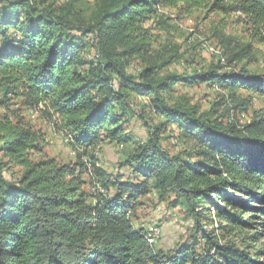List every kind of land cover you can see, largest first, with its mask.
Listing matches in <instances>:
<instances>
[{
    "label": "trees",
    "instance_id": "1",
    "mask_svg": "<svg viewBox=\"0 0 264 264\" xmlns=\"http://www.w3.org/2000/svg\"><path fill=\"white\" fill-rule=\"evenodd\" d=\"M179 5L189 12H240L264 45V0H100L89 22L74 21L73 2L0 0V110L6 111L0 113V264H264L262 250L219 245L213 231L201 232L202 253L187 246L157 250L132 222L138 200L154 189L161 199L174 193L197 228L214 198L225 203L216 210L222 222L252 229L259 218L253 214L264 216V113L246 124L223 120L250 105L239 91L264 98V71L237 70L255 62L252 45L221 35L225 64L192 76H161L170 59L152 56V27L165 23L161 8ZM134 62L142 65L136 75L129 72ZM179 85L217 86L228 94L218 104L225 111L213 118L215 111L201 114L186 98L169 100ZM132 95L148 98L166 123L152 126L151 138L121 165L131 170L126 180L90 159L102 188L87 195L81 180L90 174L87 150L105 141L132 142L124 128ZM13 100L58 117L82 153L77 164L33 160L42 153L43 136L10 118ZM172 125L195 143L187 158L161 148L159 136ZM9 167H19L20 178L8 179ZM261 228L254 242L264 239V222Z\"/></svg>",
    "mask_w": 264,
    "mask_h": 264
},
{
    "label": "rangeland",
    "instance_id": "2",
    "mask_svg": "<svg viewBox=\"0 0 264 264\" xmlns=\"http://www.w3.org/2000/svg\"><path fill=\"white\" fill-rule=\"evenodd\" d=\"M55 1L56 7H61L64 4L71 5L73 2L74 21L79 19L86 22L90 21L100 2V0ZM160 18L165 22L160 27L156 25L152 27L151 23L147 26L153 29L152 56L158 55L170 59V64L160 72L161 76L172 73L192 76L199 72L208 71L211 66L218 62L225 64L221 35L231 36L243 45H252L255 62H243L237 67V70L244 67L252 73L264 71V45L258 41V38H255L252 24L242 13L233 12L226 15L221 11L209 12L208 9H195L189 12L182 5H179L177 9L161 8ZM141 69L142 65L139 62H134L129 68V72L136 75ZM238 94L241 100L250 101V105L246 111H232L226 114L223 119L225 122L237 120L241 124H246L254 116L264 113V98L244 90L239 91ZM224 96L228 97V94L217 86L179 85L169 94V100L182 102V99L186 98L191 105L198 107L201 114L215 111L213 118H217L225 111V105L218 106L223 102ZM226 100L227 103L230 102L228 98ZM127 103L132 109L128 110L124 128L129 133L132 142L129 146H122L105 141L98 147L87 150L88 155L83 160L90 174L81 176L84 183L82 189L87 195L94 191L101 192L100 189L102 188V178L94 173L90 159L97 160L99 163L97 167L102 168L109 175L125 174L124 180H126V177L132 175L131 170L126 172L127 167L122 168L121 165L125 164L130 153L135 151L138 145H142V141L151 138L152 126L153 128L159 127L161 123H166L152 110L148 98L132 95L131 98L127 99ZM10 104V118L15 123H22L43 136L40 143L43 149L42 153L33 155V160L49 159L60 165L77 164L78 155L82 153L74 150L70 145V137L67 136L66 131H62L61 123L56 124L58 117L51 119L43 112L44 106H40L38 109L32 108L26 106L22 100H13ZM5 112L4 109L0 110L2 114ZM159 137L161 148L172 156L178 155L187 158L186 153L195 148V143L183 136L173 125L162 131ZM21 171L19 167H9L5 169L4 175L8 179L15 180L20 178ZM214 199L213 205H208L206 210L200 212V227L197 228L187 209L176 201L174 193H170L165 199H161L159 192L154 189L149 195L138 200L132 222L136 230L143 229L145 231L147 240L153 243L152 246L157 250L163 249L174 252L181 246H187L198 253H202L207 245L203 242L201 232L213 231L218 237L219 245H234L248 253L257 250L264 252V239L261 242L253 241L255 232L262 231L261 233H263L261 227L264 216L261 212L256 211L253 214L259 217L257 221H251L256 223V226L252 229H246L242 224L220 221L216 210L224 208L225 203L221 198ZM242 217L243 221L248 219L247 214H243ZM261 262H264V255H262Z\"/></svg>",
    "mask_w": 264,
    "mask_h": 264
},
{
    "label": "bare ground",
    "instance_id": "3",
    "mask_svg": "<svg viewBox=\"0 0 264 264\" xmlns=\"http://www.w3.org/2000/svg\"><path fill=\"white\" fill-rule=\"evenodd\" d=\"M155 232V231H154ZM158 232V231H157ZM157 235V234H156ZM152 237V236H151ZM159 238V237H158ZM150 242V241H149ZM150 244L152 245L153 243L150 242Z\"/></svg>",
    "mask_w": 264,
    "mask_h": 264
}]
</instances>
